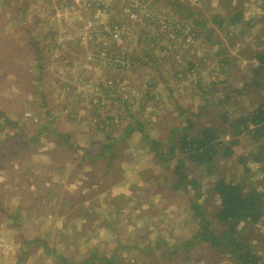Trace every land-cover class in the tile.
Masks as SVG:
<instances>
[{
  "label": "rangeland",
  "instance_id": "374dc122",
  "mask_svg": "<svg viewBox=\"0 0 264 264\" xmlns=\"http://www.w3.org/2000/svg\"><path fill=\"white\" fill-rule=\"evenodd\" d=\"M144 1L151 11L138 12L129 1L116 3L117 11L130 17L125 22L129 26L124 29L128 37L119 43L124 42L132 50L130 56L140 58L133 73L122 56L103 63L94 59H88V63L84 59L86 46L77 44L79 36L74 29L78 22L93 19L88 0L82 8L72 0L73 9L67 13L69 23L54 27L51 21L56 20L46 21V17L33 15L40 7L45 11L43 16L47 14L46 9L50 7L45 5L46 0H0L1 262L4 258L7 264H65L69 260L82 264L93 253L96 257L115 256L114 264H231L229 256L220 248H210L198 240L188 244L199 229L200 219H205L215 234L222 231L213 218L218 203L216 196L209 194L213 179L201 177V169L189 164L185 169L190 179H197L199 183L202 198L198 202L203 203L205 199L203 211L199 213L203 217L197 218L191 209L192 190L185 193L172 189L170 181L175 180L172 174L175 164L167 168L156 164L143 134L166 143L172 129L185 124L183 112L198 123L217 124L225 110L235 117L254 108L243 97L235 98L233 91L242 88L243 77L247 75L243 70L254 51L259 45L264 50V1H220L224 11H232L236 6L244 13L245 20L254 22L253 28L242 23L233 28L235 32L229 28L220 30L217 34L222 43L220 47L202 44L206 34L199 41L194 40L191 32V24L199 27V22L204 21L202 12L209 27H213L215 15L211 4L216 0H188L201 13L189 8L188 2L184 6L177 4L181 10L176 13L179 22L172 19L171 31L157 20L161 1ZM194 2L199 3L197 7ZM146 13L151 16L144 18ZM97 15L100 24L107 19V15L96 12L95 20ZM170 16L173 17L171 13ZM187 17H190L188 21L184 19ZM55 19L59 18L55 16ZM36 20H39L37 25ZM63 31L73 51L68 57L69 64L68 60L58 58L61 51H54L63 41L60 38ZM102 31L97 32L98 39L108 41L101 39ZM140 39L143 41L139 44ZM107 47L109 51L110 45ZM208 55L212 56L210 61ZM225 57L228 62L221 66L218 61ZM190 62H195L196 67L191 69ZM180 71L186 78H181ZM215 78L220 82L229 79L232 87L217 85V94H208L204 100L203 90L209 91ZM247 78L252 79L251 73ZM116 88V94L108 97L104 94V90ZM227 92L232 99L223 107L216 106L217 100ZM115 97L128 102L134 98V107L122 105V100ZM205 105L207 108L201 117L191 116L203 111ZM117 115L136 124L140 130L117 143L122 149L119 153L125 157L121 162H114V173L108 175L106 166L110 163L97 161L92 152L102 150L104 134L119 132L112 125H103ZM5 118L17 125L6 124ZM251 145L250 140H243L237 153L252 151ZM248 167L250 172L244 173L234 157L219 165V174L231 180L247 181L264 191L263 170L256 164ZM118 168L124 169L122 175L117 174ZM95 176L102 180L97 182ZM154 179L159 184L155 185ZM109 180L114 184L112 192L123 195L112 198L113 204L101 210ZM95 210L98 213L94 214ZM263 235L262 224L246 235L248 239L256 238L250 242L258 248L262 261ZM159 241L167 242V246L150 251ZM70 244L81 245L80 253L77 247L69 253ZM180 246L185 248L178 250ZM165 247H178L179 254L168 252L172 257L166 261ZM94 263L99 264L97 260Z\"/></svg>",
  "mask_w": 264,
  "mask_h": 264
},
{
  "label": "trees",
  "instance_id": "16d2710c",
  "mask_svg": "<svg viewBox=\"0 0 264 264\" xmlns=\"http://www.w3.org/2000/svg\"><path fill=\"white\" fill-rule=\"evenodd\" d=\"M221 2H223V0ZM3 3L5 6L6 2L3 1ZM236 3V1H233V4ZM90 9L92 13L99 12L103 16L111 14V9L109 7L104 9L101 6V8L95 7ZM231 9L233 10L226 11L227 15L225 17H219L218 15L215 17V27H207L204 21L199 22V27H201V29L197 25L191 24V32L194 33V40L199 41L200 37L203 38L204 34H206L204 40L202 39V44L210 45L212 47H220L222 43L217 36L218 30L238 27L242 23H244V26L247 28L254 27L253 20H245L244 13L240 8L234 6ZM12 11L15 12L14 9ZM26 11L27 10L24 9L23 13ZM163 13L170 16L167 11H164ZM5 17L8 18L9 14ZM172 18L179 22L178 18ZM189 18L190 17L184 19L187 20ZM261 47L262 45H259V49L254 51L253 55L248 59V64L243 70V74L245 73L248 75L251 73L252 79L249 80L246 75L243 77L242 88L233 91V94L235 93V98L243 97L250 102L254 107L251 111L247 110L244 113H240L233 117L229 114L228 110H225L224 113L219 115V121L217 124L198 123L195 119L187 118V114L183 112L182 115L186 122L185 124L176 126L172 129L169 138H167V144L162 140H157L147 134H143V141H146L149 144L148 152H150L151 157L153 155L155 156L152 159L154 162H157L156 164L166 168L171 166V164H175L172 168V174L175 177V180L170 181L172 189L174 191L182 190L185 193H188L190 189L192 190L194 194V204H192L191 209L197 214V218L203 217V214L199 213L203 211V203L205 202V199L203 200V203L198 202V200L202 198L199 183L197 182V179H190L185 169L189 164L191 167L197 168V170L201 169L199 172L201 177L213 179L212 188L210 189L209 194L214 197L216 196L218 199V203L214 207L213 218L216 221V224L222 228V231L220 234H215L214 231L211 230L209 223L206 222L205 219H200L199 229L193 238L188 240V244L198 240L201 244H208L210 248H220L222 251L224 250L223 252H225L227 256H229L231 264L264 263V261H262L263 257L258 254V248L251 244L252 240H256V238L248 239L246 236L247 233L256 230V227H258L259 224L264 225V191L260 188L249 185L247 181L231 180L228 179L227 176L219 174V165L236 157L237 165L244 168V173L250 172L251 169L248 167L249 164H256L263 170L264 176V50H262ZM220 51H224V49H220ZM98 52L99 50L95 51L93 56ZM211 58L212 56L208 55L209 61ZM153 61L154 63L156 62L155 59H153ZM139 62L140 61L137 59H130V66H133V73ZM227 62L228 60L226 57L222 61H218L221 66L226 65ZM190 67L191 69L195 68L196 63L190 62ZM220 70L222 73L223 68ZM225 73L227 74V71ZM179 74H181V78L185 77L184 72L180 71ZM175 76L177 77L178 73H176ZM121 81L122 80H119V82ZM212 81H214V83L211 82L209 85L211 91L209 90L205 93L203 90L202 97L204 100L208 97V94H217L218 89L215 87L217 85H223L224 88L232 87V83L229 79L220 82L218 78H215ZM112 93L116 94L117 88L115 90H104V94L107 97ZM116 99H121L122 105H127L129 108L134 107V98L131 99V102H128L127 99ZM231 99L232 95L228 96L227 92L225 93V97L217 100L216 106L223 107ZM206 102L209 104V101ZM206 108L205 105L203 111L191 116L194 118L201 117ZM4 120L6 124L17 125V123H14L10 118H5ZM131 124L133 123H128L122 115H117V118L115 119L111 118L110 122H103L104 127L112 125V127L119 129V132L116 131L117 134H114L115 132L104 134L103 138L105 142H103L101 146L102 150L97 153L92 152L94 159L97 161L106 160L110 163V166H106L108 169V175H113L114 173V162L117 160L121 162L120 159L125 157L119 153L122 149L116 146L117 143L121 140H125L132 132H137L139 129L136 127V124ZM137 126L140 127L141 125ZM121 127H123V129ZM63 137L68 138V135ZM243 140H250L253 150L246 153H237L236 149L240 147ZM173 160L175 161L173 162ZM127 162H129V159ZM116 170L117 174L122 175L124 172V169L122 168ZM146 172L148 173L149 170L147 169ZM157 179L153 180L155 185L159 184ZM95 180L98 182L102 180V178L95 176ZM118 180V182L121 183L122 179L119 178ZM108 182L109 185L106 188L107 195L104 200L107 199L105 204L108 202L113 204L112 198H117L115 196L122 197L123 193L117 192V194H115L112 192L114 187L113 181L109 180ZM100 207L102 210V205H100ZM96 213L98 212L95 210L94 214ZM83 217H86V215H83ZM262 241H264V235ZM161 245L167 246V242L159 241L156 246L151 247L149 250H155ZM179 248L180 249H178V247H165L163 254L165 260L168 261L170 257H172L171 254H167L168 252L178 255L179 253L177 249L182 250L185 246H180ZM96 256L97 255H94L93 253L90 254L82 264H93L96 260L99 264H114L117 259L113 255L110 257ZM65 264L77 263L67 261Z\"/></svg>",
  "mask_w": 264,
  "mask_h": 264
},
{
  "label": "crops",
  "instance_id": "0c3cea01",
  "mask_svg": "<svg viewBox=\"0 0 264 264\" xmlns=\"http://www.w3.org/2000/svg\"><path fill=\"white\" fill-rule=\"evenodd\" d=\"M84 1L86 2L87 0H84ZM160 1H161L160 7H162L161 8L162 12L168 10L171 13V15L173 17H175V18L178 16V15H176V13L178 11H181L180 8H178V5H177L179 3H182L181 6H184L185 3L188 2L189 8H191L192 10H195V8L193 7V5H191V3L188 0H160ZM220 1H222V0H216V1H214L215 3H212L211 4V7L214 10L213 13H214L215 17L217 15L219 17H221V16L222 17H225L227 15L226 11H224L222 9V7L219 5L220 4ZM88 2H89L90 5H92V6H90V8H92V7L95 8L96 5H98V4L101 5L102 8H104V9H107L109 7L111 9V14H108L107 19L100 24L101 20H100V18H98V15H97V18L95 20V14H96V12H94V16H93V19L92 20H89V21H80L81 23L78 22V25H76L74 31H76V33H77L76 35L79 36L76 39V40H79V41H76V42H77V44L80 43V44H83L84 46H86L85 47V52L86 53H85V55H83L84 59L87 60V62L89 63L88 59L91 60V57H93V54H94L95 51H97V50H104V49L107 50L108 49V47H107L108 45H110L109 53L112 54V55H115L116 58L120 59V57L122 56V57H124V59H123L124 61H129V62H130V57L133 58V59H135L134 57H132V56L129 55V52L131 53L132 50L129 49V47L124 46V42L121 45L119 42L113 40L110 37L107 38L108 41H102V40H99L98 39L97 32L100 31V30H102V29L104 30V28L108 24H110V23H116V24H119V25L124 26V27H128L129 26L128 24H125V22H128L127 19L129 17V15L128 14H126V15L124 14L123 15L122 13L120 14L119 13L120 11H117V9H116L117 8L116 7L117 0H88ZM198 2H200V0H198ZM198 4L199 3H195L194 2V6L195 5L198 6ZM45 5H48L50 7L49 9H46V13L47 14H45L43 16L44 9H42L40 7V9L38 11H34V13H33V15L36 16V18H45L46 17L44 19L46 21H48V19L49 20H51V19L52 20H56V22L55 21H51L52 22L51 23L52 24V27H54L58 23H63V25H67L69 23L68 22V18L69 17L67 15V13H68V11H72V9H73L72 8L73 7L72 0H70L69 2H66V0H46ZM82 6H84V5H81L80 7L82 8ZM197 6H195V7H197ZM33 8H35V7H33ZM32 10H34V9H32ZM195 11L201 13V11L198 10V9H196ZM202 14H203L202 19L206 23L207 27H209L208 19L207 20L205 19V16L206 15L203 12H202ZM198 15L201 17L200 14H198ZM55 16H56V18H59V19H55ZM179 17H181L183 19V16L181 14L179 15ZM215 17L213 18V21H212L213 27H215V25H214V19H215ZM36 22L39 23V20H36ZM37 23L35 25H37ZM97 24H99L101 26L100 29H98V26L95 27ZM94 27H95V29H93ZM58 28H59V26H58ZM209 28H211V27H209ZM233 28L236 29V27H230L229 30H231V29L233 30ZM147 29H149V27ZM215 29H218V28H215ZM233 31L235 32V30H233ZM218 32H219V30L217 31V33ZM61 34L62 35H61L60 38L63 37V41H60L61 43L59 44V48L54 49V51H61L62 55L59 56L58 58L61 59V60H63L64 62H67L68 57L71 54V52L73 53L72 48H71V41L70 42H67L68 39L65 38L66 33L64 31L61 32ZM159 39H162V38H159ZM159 39H158V41H160ZM85 40L86 41L88 40L87 41L88 44L85 42ZM131 41H132V45H133L134 39H132ZM142 41L143 40L140 39L139 44L142 43ZM136 44H138V42ZM124 52H127V54L129 56L126 55ZM55 56L57 57V55H55ZM137 60H140V58H137ZM69 62L70 61L68 60L67 63L69 64ZM90 65H92V64H90ZM97 65H99V64H97ZM92 66L94 67V69L96 68L95 67L96 65L93 64ZM132 67L133 66H131V68ZM102 68H97V69L100 70ZM89 154H91V153H89ZM106 195H107V192L104 194V196H106ZM99 197L101 199L103 197L102 194H101V192L99 193ZM104 198H106V197H104ZM105 200H107V199H105ZM105 200L103 202L101 201L102 202V209H104L107 205L110 204L109 202L107 204H105ZM68 234L71 235L73 233H68ZM74 235L76 236L77 233H75ZM76 247L79 249V251H78V254H79L80 253L81 245L80 246H77L76 244L75 245L70 244L68 246V252L69 253L70 252H73L72 250L74 248H75V251H76V249H77ZM95 250L97 251L96 247H95ZM69 261H71V260H69ZM46 262H48V261H46ZM0 264H7V262L3 258L2 259V262L0 261ZM12 264H16V263L14 262Z\"/></svg>",
  "mask_w": 264,
  "mask_h": 264
},
{
  "label": "built area",
  "instance_id": "2783aa9c",
  "mask_svg": "<svg viewBox=\"0 0 264 264\" xmlns=\"http://www.w3.org/2000/svg\"><path fill=\"white\" fill-rule=\"evenodd\" d=\"M124 1H129L130 4H132L135 7V10H138V12H140L141 10H147V11H151V8L148 9L147 7V3H145V1L143 0H124ZM84 0H74V4H76L77 6H81L84 5ZM149 4V3H148ZM147 16H144V18L150 17L151 15L149 13H146ZM172 17L171 16H167L165 13H163L162 11H159V13H157V20L160 22H163L164 25V29L171 31L170 30V22L172 21ZM174 27V26H172ZM125 27L121 26L119 24L116 23H110L108 24L104 30L101 32V39L106 40L108 37L112 38L113 40L117 41V42H121L123 41L124 38L128 37L127 32L124 30ZM194 35V34H193ZM99 60L102 63L105 61H114L115 59H117L114 55L110 54L109 51L104 50H99L98 53H96L93 57H91V60ZM124 61H119V63H123ZM130 62L127 61V65L129 68L130 67Z\"/></svg>",
  "mask_w": 264,
  "mask_h": 264
}]
</instances>
